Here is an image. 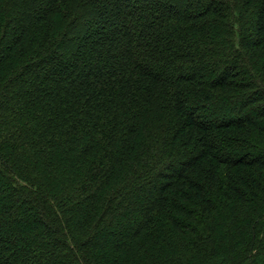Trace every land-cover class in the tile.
Instances as JSON below:
<instances>
[{"label": "trees", "instance_id": "trees-1", "mask_svg": "<svg viewBox=\"0 0 264 264\" xmlns=\"http://www.w3.org/2000/svg\"><path fill=\"white\" fill-rule=\"evenodd\" d=\"M0 264H264V0H0Z\"/></svg>", "mask_w": 264, "mask_h": 264}]
</instances>
